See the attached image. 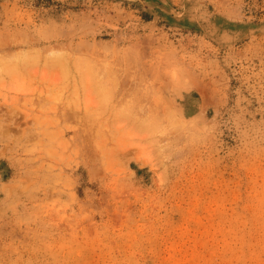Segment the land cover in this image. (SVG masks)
Listing matches in <instances>:
<instances>
[{
  "label": "rangeland",
  "instance_id": "374dc122",
  "mask_svg": "<svg viewBox=\"0 0 264 264\" xmlns=\"http://www.w3.org/2000/svg\"><path fill=\"white\" fill-rule=\"evenodd\" d=\"M0 264H264V0H0Z\"/></svg>",
  "mask_w": 264,
  "mask_h": 264
}]
</instances>
